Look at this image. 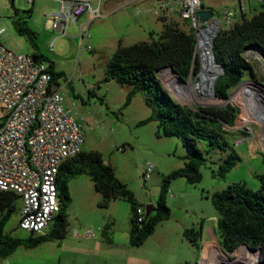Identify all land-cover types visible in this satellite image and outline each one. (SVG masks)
Segmentation results:
<instances>
[{"label": "rangeland", "instance_id": "rangeland-1", "mask_svg": "<svg viewBox=\"0 0 264 264\" xmlns=\"http://www.w3.org/2000/svg\"><path fill=\"white\" fill-rule=\"evenodd\" d=\"M201 2L212 11L214 18L219 19L224 9L237 7L239 2L245 9L246 18L262 6L259 0ZM161 3L159 8L157 0H101V17L90 20L85 13L74 22H68L61 32L49 27V20L53 18L51 13L58 10L57 1L33 0L29 5L26 0H12V3L0 0V28L4 30L0 34V43L13 52L40 54L45 63L52 64L54 72L61 74L56 82L62 94V105L83 126L81 151L100 153L114 176L144 206L154 204L164 175L183 162L186 149L177 137L160 134L155 120L144 121L151 115V108L141 93H135L126 102L130 85L113 78L104 80V75L118 43L129 46L148 41L151 35L154 37L161 31L163 22L173 21L186 32L192 29L190 22L179 16V0H162ZM16 23L29 28L34 35L32 43L27 35L19 34ZM247 52H252L245 54L255 75L246 73L238 84L245 83L239 85L233 100L227 101L238 110L233 122L223 125L225 133L221 134V139L227 141L228 148L222 150L209 146L203 140L197 141V147L205 157L199 166L201 180L195 184L184 182L183 178L170 180L165 196L169 217L157 223L141 244L130 246L128 243L125 231L130 226L129 203L117 197L111 199L106 207H100V194L95 191L90 176L82 173L67 182L70 202L65 210L64 236L43 241L32 248L18 245L0 258V264H168V256L178 253L183 244L188 245L181 235L182 226L196 229L200 225L202 239L208 240L203 245L204 249L215 246L214 257L211 255L209 264H228V257L239 251L250 258L252 264H262L264 243L253 247L239 245L229 255L221 249L216 234L214 237L207 230V226H213L215 230L217 220L210 194L236 182H243L250 190L256 191L259 187L257 175L263 172L260 154H264V117H259V121H248V109L264 96L260 93H264V58L256 50ZM157 77L180 105L191 109L209 106L198 101L206 98H189V82L180 83L174 77L176 87L181 91L178 93L171 83L160 75ZM190 80L196 82L198 79L191 77ZM237 85L227 93V97ZM224 101L215 97L216 103ZM229 151L235 152L238 159L231 169L220 175L218 165ZM145 163L153 165L146 181L143 180ZM15 204L17 208L5 221L3 232L13 238L26 239L29 232L18 227L20 200ZM105 225L110 229L107 230ZM51 226L52 223L42 234L49 233ZM87 232L91 235L86 236ZM166 235L171 250L163 254L158 241ZM191 249L197 250L195 247ZM126 256L127 260L123 262Z\"/></svg>", "mask_w": 264, "mask_h": 264}, {"label": "trees", "instance_id": "trees-1", "mask_svg": "<svg viewBox=\"0 0 264 264\" xmlns=\"http://www.w3.org/2000/svg\"><path fill=\"white\" fill-rule=\"evenodd\" d=\"M9 1L12 3V0ZM200 7L206 9L202 2ZM15 26L19 34L27 35L32 43L34 35L29 28L21 23H16ZM250 47L264 57V4L250 17L236 20L227 29L219 28L212 39L215 63L222 68V73L218 75L213 85L216 98L226 99L227 93L242 81L246 73L254 77L252 66L245 54V50ZM194 51L195 35L192 29L186 32L173 21L163 22L161 31L154 37L151 35L148 41L135 42L129 46H121L118 43L104 75V80L113 78L130 85L126 102L135 93H141L151 108V115L144 121L155 120L160 134L177 137L186 149L182 166L164 175L157 198L154 205L152 204L155 207L154 211L148 216L144 214L142 221L138 222L135 210L141 204L136 201L133 193L114 176L112 168L102 161L100 153L80 151L66 159L59 167L56 184L60 210L51 222L49 233L44 235L29 233L26 239L13 238L4 233V223L10 213L17 208L15 203L19 198L12 193L0 191V258L12 252L18 245L32 248L43 241L64 236L67 217L65 210L70 202L67 182L77 174L87 173L90 176L95 191L101 197L98 202L100 207H106L111 199L117 197L129 203L130 246L141 244L152 233L157 223L169 217L170 210L165 201L167 184L174 178H184L189 184L201 180L199 166L205 157L197 147V141L203 140L211 147L226 150L228 143L221 139V134L225 133L223 125L231 124L238 112L236 107L228 103L222 106H197L191 109L180 105L163 88L156 71L167 65H171L183 80L188 75L195 77L198 74L200 67L198 59L194 58ZM32 56L44 61L40 54ZM47 65L52 76V84L58 86L56 81L61 74L53 71L51 63ZM198 101L205 104L216 103L213 97ZM240 116L241 112L238 121ZM260 157L263 172L257 175L259 187L256 191L250 190L243 182H236L228 184L220 191L212 192L209 196L217 212L215 234L226 254L233 253L242 244L253 247L264 243V154L261 153ZM237 159L238 155L229 151L218 165L219 174L222 175L231 169ZM182 235L194 247L199 248L201 225L196 229L193 227L184 229ZM234 260L235 254L228 257V264H233Z\"/></svg>", "mask_w": 264, "mask_h": 264}, {"label": "built area", "instance_id": "built-area-1", "mask_svg": "<svg viewBox=\"0 0 264 264\" xmlns=\"http://www.w3.org/2000/svg\"><path fill=\"white\" fill-rule=\"evenodd\" d=\"M58 10L52 12L49 27L63 32L68 22L83 14L89 19L102 16L101 0H55ZM160 3L161 1L157 0ZM264 4V0H259ZM31 5L33 0H26ZM96 2V3H94ZM180 18L191 27L203 25L195 17L201 0H179ZM156 13V11H154ZM245 9H224L218 29H227L244 17ZM213 17V15H212ZM0 28V34L3 33ZM50 49V47H49ZM45 61L32 55L13 52L0 43V191L20 200L18 227L41 235L60 210L56 177L60 165L81 151L83 126L62 105V94L51 82ZM153 165L145 163L143 180L149 178ZM141 222L143 205L135 210ZM87 232L86 236H90Z\"/></svg>", "mask_w": 264, "mask_h": 264}, {"label": "bare ground", "instance_id": "bare-ground-1", "mask_svg": "<svg viewBox=\"0 0 264 264\" xmlns=\"http://www.w3.org/2000/svg\"><path fill=\"white\" fill-rule=\"evenodd\" d=\"M198 33L196 35L197 39V45L195 47L194 51V58L197 60L199 63V78L196 80V82H192L191 80L187 81L186 83L189 82L188 84V90H189V98L193 100L195 97L196 98H206V99H211V92L208 88L209 83L212 81L213 78H215L216 75H218L219 71L217 66L215 65V62L212 60L211 53H210V34L211 31L210 29H206L207 25H196ZM251 51V49H248ZM247 54H250L252 52H247ZM159 75L169 84L171 83V87H176L177 83L174 79L175 75L171 72L170 69L164 68L159 70ZM245 83V82H242ZM240 83V84H242ZM237 85L236 89L234 90L233 93L229 94L228 99H232L235 96V91L239 87ZM175 85V86H174ZM175 90L179 92L178 88L176 87ZM262 95L264 93L260 91ZM231 95V96H230ZM214 98V97H213ZM253 101V100H252ZM215 104V103H214ZM259 117H264V96L263 98L255 105L252 104L249 109H248V121L250 120H255L259 121ZM242 124V123H240ZM264 127V126H262ZM264 129V128H263ZM264 141V137L262 139ZM249 251L254 252V249H249ZM230 253L229 255H231ZM256 254V253H255ZM235 264H252L250 261V258H246V256H243L242 252H238L235 255ZM253 261V260H252ZM263 264V263H262Z\"/></svg>", "mask_w": 264, "mask_h": 264}, {"label": "crops", "instance_id": "crops-1", "mask_svg": "<svg viewBox=\"0 0 264 264\" xmlns=\"http://www.w3.org/2000/svg\"><path fill=\"white\" fill-rule=\"evenodd\" d=\"M54 87H56V86H54ZM78 121H80V120H78ZM182 163L180 165L177 164L176 166H174L175 169L178 168V167H181ZM183 180H184V178H183ZM179 182H180V185H182L183 187H186L185 185H183V183L181 181H179ZM184 182H186V180H184ZM137 202L139 204H141L139 201H137ZM141 205H143V204H141ZM110 225H112V224H110ZM105 227H108L107 230L110 229L109 225H105ZM129 227L125 231L126 235H128ZM184 229H187V226H182V228L180 230L181 231V235H182V232H183ZM201 229H202V227H201ZM207 230H208L209 233H213V236L215 237V230L213 229V226L212 227L207 226ZM110 233H112V228H111ZM82 236L84 237V235H82ZM182 237H183V235H182ZM107 239H108L107 240L108 243L111 244L112 242L110 241V238H107ZM207 241L208 240L202 239V231H201V237H200L199 242H198L199 243V248H197L196 251L191 249V248H194V246L186 240V242H187L186 244H188V245H184L183 244L182 248L178 251V253L173 254L172 257L168 256L169 257L168 258V264H182L183 262H192V263H197V264H199L201 262H207L209 264V262L211 261V255H212V257H214L215 246H213L212 248L206 247L204 249L203 245ZM158 243H159V246H160V249H161L160 251L163 254L166 253V250L168 251V253L170 252V250H171L170 249V243H169V239L167 238V235L163 236L162 238H160ZM126 260H127V256L122 261L126 262Z\"/></svg>", "mask_w": 264, "mask_h": 264}, {"label": "water", "instance_id": "water-1", "mask_svg": "<svg viewBox=\"0 0 264 264\" xmlns=\"http://www.w3.org/2000/svg\"><path fill=\"white\" fill-rule=\"evenodd\" d=\"M195 17L197 18V20L202 23L203 25H207L206 26V29H210L211 31V34H210V53H211V57H212V60L215 62V58H214V55H213V50H212V39L214 38V36L216 35L217 33V30H218V20L215 19L214 17H212V11L209 10V9H199L195 12ZM192 29L194 31V35H195V47L197 45V39H196V35L198 33L199 30L195 29V25L192 26ZM249 49L252 50V48L250 47ZM264 58V57H263ZM215 65L217 66L218 68V75H220L222 73V68L220 65L216 64ZM164 68H168L171 70V72L175 75L176 77V80H178L180 83H186L187 81L190 80L191 78V75H188L186 80H183L182 78H180L176 72L174 71V69L172 68L171 65H167L165 66ZM156 74L157 76H159V70L156 71ZM218 75L215 76V78L212 79V81L209 83L208 85V88L211 92V96L215 98V94H214V91H213V85H214V82L216 80V78L218 77ZM159 78V77H158ZM199 78V72L198 74L194 77V79H197ZM247 82V81H246ZM252 83V82H250ZM256 86H261L257 83H254ZM54 87V86H53ZM55 88V87H54ZM227 101H229L228 97H226L225 101L224 102H218V103H215V104H207L209 106H222V105H225L227 104ZM154 206L152 204H147L144 206V209H145V216H148L151 212L154 211ZM259 250L261 251V248L259 247ZM262 263L264 264V260H262ZM199 264H205V262H201Z\"/></svg>", "mask_w": 264, "mask_h": 264}]
</instances>
